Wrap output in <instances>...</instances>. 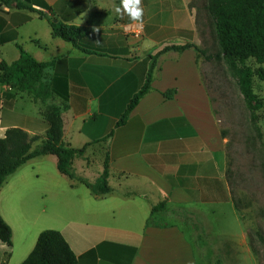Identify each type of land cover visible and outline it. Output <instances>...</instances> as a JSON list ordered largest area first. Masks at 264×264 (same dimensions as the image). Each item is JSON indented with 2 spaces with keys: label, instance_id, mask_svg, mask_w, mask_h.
Returning a JSON list of instances; mask_svg holds the SVG:
<instances>
[{
  "label": "crops",
  "instance_id": "0c3cea01",
  "mask_svg": "<svg viewBox=\"0 0 264 264\" xmlns=\"http://www.w3.org/2000/svg\"><path fill=\"white\" fill-rule=\"evenodd\" d=\"M193 1L140 0V21L121 0L0 1V64L19 59L20 45L49 63L52 91L43 101L0 83V139L13 127L44 137V111L59 106L63 141L86 147L77 175L95 182L107 159L110 186L95 193L62 173L55 154L28 159L0 188V214L13 233L11 247L0 240V264H21L46 229L63 233L78 264L202 263L184 217L214 213L232 192L227 139L199 51L160 54L149 90L118 123L147 80L151 56L189 41L201 46ZM50 19L83 29L78 45L54 35ZM91 158L93 169L81 165Z\"/></svg>",
  "mask_w": 264,
  "mask_h": 264
},
{
  "label": "trees",
  "instance_id": "16d2710c",
  "mask_svg": "<svg viewBox=\"0 0 264 264\" xmlns=\"http://www.w3.org/2000/svg\"><path fill=\"white\" fill-rule=\"evenodd\" d=\"M0 1L8 3V0ZM205 9L213 20L221 48L219 56L228 62L237 78L246 105L252 113V121L256 122V111L260 110L263 105L254 92L253 82L256 73L264 79V67L255 72L247 65V61L253 58L258 63L264 64V0H205ZM50 23L54 35L71 41L76 46L77 42L83 38V29L80 27L62 24L54 19H50ZM18 47L21 51L19 59L12 64L5 61L0 64V83H8L18 91H27L35 99L45 101L51 98L50 84L45 81L49 63L38 61L20 45ZM188 48H196L200 54L203 52L200 46L189 41L184 45L166 46L162 51L151 56V67L147 80L133 97L118 123L126 121L129 112L149 90L153 68L160 54L170 50L183 51ZM61 110L59 106H50L44 111L50 123V128L44 137L30 136L28 132L19 127L7 130L5 136L0 139V188L6 178L28 159L44 154H55L59 158V168L62 173L71 178H77L97 194L110 190L107 159L104 171L95 182L91 183L77 175L75 160L84 156L86 147L77 148L63 141ZM223 135L225 136L224 133ZM41 138H43L42 142L34 148L33 144ZM235 205L238 208L237 203ZM162 206L164 203L155 206L154 210ZM258 234L264 243V236L261 232ZM12 237L10 225L0 214V240L11 247ZM9 256L10 253L7 254L8 258ZM21 264H78V257L61 231L46 229L40 233L34 249Z\"/></svg>",
  "mask_w": 264,
  "mask_h": 264
},
{
  "label": "rangeland",
  "instance_id": "374dc122",
  "mask_svg": "<svg viewBox=\"0 0 264 264\" xmlns=\"http://www.w3.org/2000/svg\"><path fill=\"white\" fill-rule=\"evenodd\" d=\"M193 4L198 8L202 72L227 139L232 202L222 203L214 213L208 209L206 215L185 216L194 227L188 233L201 264H264V243L258 234L264 236V79L254 76V92L263 106L253 122L237 78L219 56L221 48L205 0ZM247 65L255 72L264 67L253 58ZM95 163L91 158L81 165L93 169Z\"/></svg>",
  "mask_w": 264,
  "mask_h": 264
},
{
  "label": "clouds",
  "instance_id": "9594fccd",
  "mask_svg": "<svg viewBox=\"0 0 264 264\" xmlns=\"http://www.w3.org/2000/svg\"><path fill=\"white\" fill-rule=\"evenodd\" d=\"M123 10L129 15L133 21H140L142 17V9L139 7L140 0H121ZM117 14L121 13V8L115 9Z\"/></svg>",
  "mask_w": 264,
  "mask_h": 264
}]
</instances>
